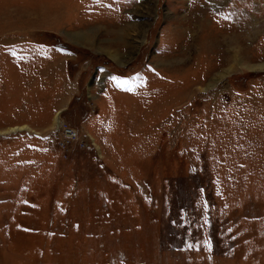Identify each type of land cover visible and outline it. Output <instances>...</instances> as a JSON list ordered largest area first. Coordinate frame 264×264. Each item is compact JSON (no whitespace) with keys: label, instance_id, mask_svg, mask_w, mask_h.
Returning a JSON list of instances; mask_svg holds the SVG:
<instances>
[{"label":"rangeland","instance_id":"obj_1","mask_svg":"<svg viewBox=\"0 0 264 264\" xmlns=\"http://www.w3.org/2000/svg\"><path fill=\"white\" fill-rule=\"evenodd\" d=\"M0 264H264V0H0Z\"/></svg>","mask_w":264,"mask_h":264},{"label":"bare ground","instance_id":"obj_2","mask_svg":"<svg viewBox=\"0 0 264 264\" xmlns=\"http://www.w3.org/2000/svg\"><path fill=\"white\" fill-rule=\"evenodd\" d=\"M58 115H60V114H58ZM58 115H57V119H58ZM16 129V128H15Z\"/></svg>","mask_w":264,"mask_h":264}]
</instances>
